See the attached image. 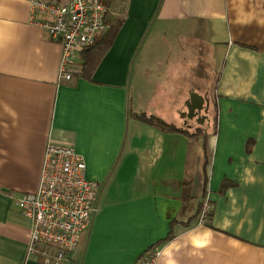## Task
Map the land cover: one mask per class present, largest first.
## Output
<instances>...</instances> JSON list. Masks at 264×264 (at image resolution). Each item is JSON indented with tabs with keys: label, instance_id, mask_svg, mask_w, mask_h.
<instances>
[{
	"label": "crops",
	"instance_id": "1",
	"mask_svg": "<svg viewBox=\"0 0 264 264\" xmlns=\"http://www.w3.org/2000/svg\"><path fill=\"white\" fill-rule=\"evenodd\" d=\"M117 6L124 23L106 58L86 78L81 54L66 81L61 43L30 23L28 0H0V264H44L27 254L31 224L12 202L38 191L49 145L77 150L100 193L71 264H137L152 249L160 264H264V0ZM143 48L205 57L217 74L214 99L194 95L190 112L189 95L178 110L162 94L169 67L144 59ZM206 199L213 212L201 224Z\"/></svg>",
	"mask_w": 264,
	"mask_h": 264
},
{
	"label": "built area",
	"instance_id": "2",
	"mask_svg": "<svg viewBox=\"0 0 264 264\" xmlns=\"http://www.w3.org/2000/svg\"><path fill=\"white\" fill-rule=\"evenodd\" d=\"M34 26L47 41L61 43V80H72L76 59L108 30L106 18L115 16L111 0H28ZM123 14V13H121ZM37 192L13 196L15 207L31 224L28 255L44 264H71L81 236L92 228L100 209V193L87 177V164L77 150L49 145ZM213 205L204 200L198 220L207 224ZM161 252L143 255L137 264H160Z\"/></svg>",
	"mask_w": 264,
	"mask_h": 264
},
{
	"label": "rangeland",
	"instance_id": "3",
	"mask_svg": "<svg viewBox=\"0 0 264 264\" xmlns=\"http://www.w3.org/2000/svg\"><path fill=\"white\" fill-rule=\"evenodd\" d=\"M116 15L114 17L121 18V8H116ZM123 18V17H122ZM185 49V48H184ZM152 49L149 48L146 51V48H143V58L146 56L150 61L154 60L151 63H154V66L160 65L162 62H165V67H169L170 70L165 71L166 74H163L164 78L167 74L173 77L170 81V86L168 88H162V94H168L175 96L177 99V107L178 110H181L188 105V99L194 95L202 94L206 96L208 99L213 100L215 96V91L217 90V74L214 66H210V63L206 61L205 57H201L200 55H184L183 49L172 48V54L169 56L167 52L162 53L160 51L151 54L150 51ZM151 58H149V55ZM179 55V56H177ZM172 59H176L179 61V64L170 66ZM169 63V64H168ZM174 64L175 60H174ZM149 68L151 73L156 74L154 68ZM154 70V71H152ZM186 100L185 104L184 101ZM21 195H17L19 198ZM14 202V201H13ZM12 202V203H13ZM14 204V203H13ZM15 206V205H14Z\"/></svg>",
	"mask_w": 264,
	"mask_h": 264
},
{
	"label": "trees",
	"instance_id": "4",
	"mask_svg": "<svg viewBox=\"0 0 264 264\" xmlns=\"http://www.w3.org/2000/svg\"><path fill=\"white\" fill-rule=\"evenodd\" d=\"M125 0H111V2H107V5H109L110 9H119V6H117L118 3H122ZM122 18V17H121ZM121 18L114 17L113 15H109L105 20L106 24L109 26L108 30L105 31V33L101 36L99 41L94 44L91 48L83 51L82 53V69H83V75L86 78H91L94 75V70H96L102 60L106 58V55L112 48V44H114L117 36L119 35V31L121 30L124 20ZM211 114L214 116V122L211 125V133L216 134L217 129V116H216V110L215 107L211 109ZM141 121H144L148 124L154 125L158 128H160L163 131L167 132H175V133H184L189 134L188 132H185V130H182L180 128H177L174 125H170L166 123L164 120L159 119L155 116H146V114H140L136 116ZM198 134H203L201 129L195 134L190 135L191 137H196Z\"/></svg>",
	"mask_w": 264,
	"mask_h": 264
},
{
	"label": "flooded vegetation",
	"instance_id": "5",
	"mask_svg": "<svg viewBox=\"0 0 264 264\" xmlns=\"http://www.w3.org/2000/svg\"><path fill=\"white\" fill-rule=\"evenodd\" d=\"M208 105H205L204 104V106H203V109H202V111H201V117L200 118H204V117H206L207 116V114H208ZM199 117V116H198ZM197 119V118H196Z\"/></svg>",
	"mask_w": 264,
	"mask_h": 264
},
{
	"label": "water",
	"instance_id": "6",
	"mask_svg": "<svg viewBox=\"0 0 264 264\" xmlns=\"http://www.w3.org/2000/svg\"><path fill=\"white\" fill-rule=\"evenodd\" d=\"M191 106H193L192 108L190 107V112H192L193 111V109L195 108V107H197V103L195 104V99H194V97H191ZM198 109V108H197ZM199 111L201 110V108L200 109H198ZM197 117H198V115H197Z\"/></svg>",
	"mask_w": 264,
	"mask_h": 264
}]
</instances>
